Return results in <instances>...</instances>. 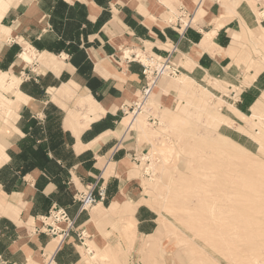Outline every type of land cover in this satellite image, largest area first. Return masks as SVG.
Listing matches in <instances>:
<instances>
[{
  "label": "crops",
  "instance_id": "crops-1",
  "mask_svg": "<svg viewBox=\"0 0 264 264\" xmlns=\"http://www.w3.org/2000/svg\"><path fill=\"white\" fill-rule=\"evenodd\" d=\"M175 1L167 0L172 6ZM180 1L175 5L180 15L173 18L174 8L163 0H1L10 5L0 17V86L15 80L17 94L9 106L21 101L0 132V264L81 261L76 231L56 244L59 236L42 227L40 218L56 206L76 217L80 228L93 218L119 215L124 224L134 219L139 237L157 229V210L143 202L144 178L133 176L128 166L149 144L122 124L127 105L140 98L146 83L143 66L127 60L124 48L170 55L181 75L219 93L210 82L226 84L235 115H246L264 98V68L246 84L254 68L247 73L248 58L231 54L258 29L260 1ZM198 2L203 14L184 27L197 16ZM25 47L37 60L21 59ZM168 90L158 101L171 108L175 90ZM86 98L110 108L97 116L86 112L88 125L76 129L69 120L83 112L79 103ZM90 185H96L97 201L80 212V193ZM101 186L105 199L99 197Z\"/></svg>",
  "mask_w": 264,
  "mask_h": 264
},
{
  "label": "rangeland",
  "instance_id": "rangeland-1",
  "mask_svg": "<svg viewBox=\"0 0 264 264\" xmlns=\"http://www.w3.org/2000/svg\"><path fill=\"white\" fill-rule=\"evenodd\" d=\"M259 1L258 29L250 31L249 37L242 38L241 33L237 34L236 41L242 38L241 43L238 44L241 50L238 51L237 48L235 52L231 53L233 56L238 53V57L240 59L242 57L245 62L248 58L247 73L251 68H254L255 72V67L264 63V0ZM177 2L182 1H175L171 14L173 18L180 15L179 5L175 7ZM198 16L197 14L193 20L196 21ZM243 32H246L244 28ZM182 77L187 79L188 76L181 75L180 72L177 76H164L158 82L154 90L156 94L159 92L160 95L164 92L168 95L169 87L175 90L170 94L176 100L171 107V109H175V112L170 113L174 116L164 117V109L169 106L163 107L159 101L156 106H150V110H147L144 117L147 127L154 133L149 136L150 139L146 135L138 133L139 138L146 140L149 144L148 148L139 159H133L132 162L128 160V166L130 165L134 169L131 170L132 175L144 178L145 193L148 199L146 201L144 199L143 202L157 210L158 223L160 219L167 222L168 227L162 239L155 241L153 236L139 237L137 233L133 239H128L122 231L124 219L119 215L112 216L110 220L107 215L93 218L89 226L83 228H80L76 223L71 236L76 231L77 242L81 245L82 258L78 264H193L192 257L196 256L199 261H196L195 264H204L206 258L200 254L196 255L189 247L190 241H197L200 245H203L204 242L200 238L191 239L192 232L183 220L188 212L183 210V207H191L198 203V198L199 201L202 199L206 186L209 183L217 184L220 182L218 176L226 173L241 174L247 177L246 181L247 179L251 180L252 183H258L264 188V147L262 148L261 141L258 139L262 137L264 130V98H262L263 105L258 118L260 120L255 123L244 119L242 115L237 114L240 116L238 117L234 114L233 102L235 98L227 89L226 84L222 86L220 83L210 82L215 88L222 90L223 93H219L212 87L197 84L189 77L188 81L191 87L185 94L182 91L184 84ZM163 80L171 81V83H166L167 81ZM162 85H164L163 88H161ZM2 87L0 86V132L3 131L4 119L10 115L6 109L12 102L11 93ZM203 87L211 92L206 100L214 113L209 115L206 111L200 119L193 115L192 123H190L185 120L186 114L176 108L188 100V108L194 111L193 113L198 112L200 109L195 106L201 103ZM80 89L81 87L77 88L76 94L81 92ZM157 90L159 91L157 92ZM194 91L195 94H193ZM139 99L138 96L134 101ZM133 105L134 102L127 105L125 115L128 120L131 119L130 107ZM246 113V115H251L252 110ZM217 116L220 124L215 127L214 124L217 123L214 119ZM206 120L209 124L206 123ZM161 144L163 147L165 146L164 149L167 147L168 151L170 150L168 154L167 151L165 152V156L168 158L158 151L161 149ZM233 155L250 160L251 165L245 167L241 166L239 162V165H236L235 161L237 160L232 158ZM164 157L167 162H164ZM247 184L249 185L248 181ZM40 222H42L43 228L48 227L46 223H54L52 218L44 217L40 218ZM54 226L62 228L65 223L61 222ZM47 233L51 234L48 230ZM51 236L55 235L51 234ZM55 243L57 244L56 241ZM144 245H147V248ZM104 254L110 256V261H103ZM214 254L220 257L217 253ZM223 264H227L225 260Z\"/></svg>",
  "mask_w": 264,
  "mask_h": 264
},
{
  "label": "bare ground",
  "instance_id": "bare-ground-1",
  "mask_svg": "<svg viewBox=\"0 0 264 264\" xmlns=\"http://www.w3.org/2000/svg\"><path fill=\"white\" fill-rule=\"evenodd\" d=\"M163 2L169 7L172 6L167 2V0H163ZM9 5L10 2L0 6V17L9 7ZM197 6V14L200 16L203 14L200 2H198ZM192 21L194 20L189 19V21H186L185 23L188 25ZM210 36L211 35L208 34V37L205 38V41H207ZM35 55L36 53L33 54V52L29 51L26 47L20 54L21 58L27 62H33L34 60H37ZM263 67L264 63L257 65L255 67V72L253 74L251 73L247 77L246 83L252 82L254 78H256L257 74L263 69ZM181 79L184 83L182 91L186 94L188 93V88L191 87V84L188 81L190 78L187 77L186 79L185 77H182ZM3 88L8 90L11 95L17 94V83L15 80L7 82ZM158 91L159 90H157V92ZM202 91V95L200 94L202 97L200 99L201 103L198 106H195L199 107L200 110L198 112L193 113L194 111L188 108V100H185L176 108V110H181L186 114L185 120L190 123H192L191 119L193 115L200 119L206 111L209 115L214 113V110L212 107H210L206 100V97L211 95V92L204 87ZM193 94H195V91ZM152 95L153 97L151 98ZM152 95L145 103H143L142 110L130 112L132 113L131 119L128 120V117H125L122 123L130 129L135 128L137 133L146 135L148 139L151 138L149 136L154 132L147 127L144 114L148 109L150 110V106L157 105L159 100V92L156 94L154 91ZM20 101L21 99L19 97L14 100L13 103L8 106L6 109L8 111L6 112H10L16 108ZM29 104L37 107L33 101H30ZM262 105L263 99L260 98L253 104L251 115H244L238 111H236V113L242 115L244 119L258 123L260 120L258 118L260 117ZM3 106L5 107V105ZM79 107L83 112L79 114L76 113L71 118V120H69V125L76 129L79 127L84 128L88 125L89 116L86 114V112H90L94 116H97L99 114L105 113V111L110 108L109 105L98 104L93 98H86L80 101ZM174 112L175 109L166 107L164 109L163 116L168 117L170 115L173 117L174 115L171 114ZM214 120L215 123H217L214 124V126L218 127L220 124L219 117L217 116ZM206 123L209 124L207 120ZM258 139L261 141V146L263 148L264 130L262 131V137ZM164 147L162 145L161 149H158V151L160 154L165 156V152L167 151L166 153L168 154L170 150L168 151L167 147L166 149H164ZM233 156L234 157L232 158L237 160L235 161L236 165H239V163L241 166L245 167L251 165L250 160L241 159V157L237 155ZM165 157L164 162H167L165 161ZM166 158H168V156ZM111 166L114 167L115 164H112ZM218 177L220 182L217 184L209 183L208 186H206V190L203 192L202 199L199 201L198 198V203H195L191 207H183V210H187L188 212L183 220L186 223L187 228L192 232L191 239L195 240L196 238H200L204 242L203 245H200L197 241H190L191 244L189 247H191L192 252H194L196 255L200 254L206 258V262H204V264H223L224 260L227 264H264V188L261 185H258V183H252L251 180L249 181L247 179L249 183L248 185L246 181L247 177L241 174L226 173ZM4 212L8 214L9 211L5 210ZM17 214L18 211L14 210L13 215L17 216ZM123 227L128 239H133L135 235L134 219H128L125 224H123ZM167 227V222L164 219H160L157 229L152 235L149 236H153L155 241H159L162 239ZM58 236L59 239L56 240V242H58L60 239L62 242V235L59 234ZM144 247L147 248V245H144ZM53 249V246L49 247L50 252H52ZM214 253H217L220 257ZM109 258V255H103L104 262L110 261ZM192 259L193 264H195L196 261H199L197 256L192 257Z\"/></svg>",
  "mask_w": 264,
  "mask_h": 264
},
{
  "label": "built area",
  "instance_id": "built-area-1",
  "mask_svg": "<svg viewBox=\"0 0 264 264\" xmlns=\"http://www.w3.org/2000/svg\"><path fill=\"white\" fill-rule=\"evenodd\" d=\"M123 50L124 57L127 60L136 61L143 66L146 83L141 91L140 99L135 101L134 105L130 107V112L140 111L143 103L152 95L159 80L164 76H177L180 73V67L172 60L170 55L161 57L147 52L145 49L124 48ZM95 189L96 185H90L80 193V212L87 211L96 203ZM99 197L100 199H105V188L103 186L99 187ZM48 215L44 218H52L54 223H46L48 225L46 227L47 230L55 236L61 234L62 242L65 239H69L77 218L72 217L65 208L59 206L52 208ZM61 222L65 223L64 227L54 226L55 224L59 225Z\"/></svg>",
  "mask_w": 264,
  "mask_h": 264
}]
</instances>
